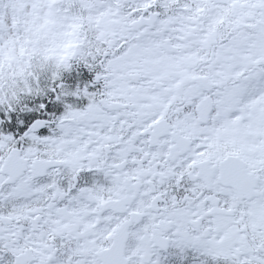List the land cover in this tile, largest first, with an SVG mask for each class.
<instances>
[{
    "label": "snow or ice",
    "instance_id": "obj_1",
    "mask_svg": "<svg viewBox=\"0 0 264 264\" xmlns=\"http://www.w3.org/2000/svg\"><path fill=\"white\" fill-rule=\"evenodd\" d=\"M74 60L86 106L0 132V264H264V0H0V121Z\"/></svg>",
    "mask_w": 264,
    "mask_h": 264
},
{
    "label": "flooded vegetation",
    "instance_id": "obj_2",
    "mask_svg": "<svg viewBox=\"0 0 264 264\" xmlns=\"http://www.w3.org/2000/svg\"><path fill=\"white\" fill-rule=\"evenodd\" d=\"M75 69L76 72L72 73L64 72L62 69L55 80L51 79V75H45V77L41 75L42 90L35 93L36 96L32 101L26 95H22L13 108L15 113L11 115V119L0 122V132L21 137L34 120L43 118L49 123L36 131L38 135L47 134L55 118L64 112L66 105L71 104L77 108L86 106L89 100L83 92L96 91L102 87V80L96 79L100 66L97 64L90 67L83 61H76ZM62 90L66 94L60 95ZM38 95L40 97H37ZM41 103L47 105L46 110L40 108ZM0 111L6 112V109L0 106ZM172 251L171 247L161 250V259L164 264H176L177 257L171 255ZM190 260L191 254L181 264H188Z\"/></svg>",
    "mask_w": 264,
    "mask_h": 264
},
{
    "label": "clouds",
    "instance_id": "obj_3",
    "mask_svg": "<svg viewBox=\"0 0 264 264\" xmlns=\"http://www.w3.org/2000/svg\"><path fill=\"white\" fill-rule=\"evenodd\" d=\"M41 66H43L44 68H47L49 67V62H45L43 60H41L40 58H34L30 65H29V70L31 71H37ZM22 79L23 78H20V79H17L14 81V84H15V87L17 89L21 88L22 87Z\"/></svg>",
    "mask_w": 264,
    "mask_h": 264
},
{
    "label": "trees",
    "instance_id": "obj_4",
    "mask_svg": "<svg viewBox=\"0 0 264 264\" xmlns=\"http://www.w3.org/2000/svg\"><path fill=\"white\" fill-rule=\"evenodd\" d=\"M75 60L74 61H72L71 62V64H70V66H69V68H67V69H64L63 71L64 72H70V73H72V72H76V69H75ZM41 75L43 76V77H45V75H51L50 74V70H46V71H44V72H42L41 73ZM31 101L35 98V96H36V94H25ZM37 97H40L39 95L37 96ZM29 111V110H28ZM15 113V110L13 109L12 111H11V113H10V115H12V114H14ZM1 122V121H0Z\"/></svg>",
    "mask_w": 264,
    "mask_h": 264
},
{
    "label": "water",
    "instance_id": "obj_5",
    "mask_svg": "<svg viewBox=\"0 0 264 264\" xmlns=\"http://www.w3.org/2000/svg\"><path fill=\"white\" fill-rule=\"evenodd\" d=\"M31 125V124H30ZM30 127V126H29Z\"/></svg>",
    "mask_w": 264,
    "mask_h": 264
}]
</instances>
